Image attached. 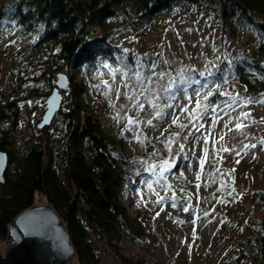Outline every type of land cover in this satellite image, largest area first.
<instances>
[{"label":"trees","instance_id":"1","mask_svg":"<svg viewBox=\"0 0 264 264\" xmlns=\"http://www.w3.org/2000/svg\"><path fill=\"white\" fill-rule=\"evenodd\" d=\"M180 10L209 19L219 33L218 58L216 54L211 58V54L206 63L208 67L218 65L221 70L216 77L208 78L209 89L213 91L206 102L209 109L228 100L220 92L240 97L264 93V80L257 78L264 76L261 64L264 61V0H0V28L15 32L23 42L20 48L25 50L24 57L15 61L6 91L0 95V150L8 154L9 161L4 182H0V238H7L22 211L36 206L37 199H44L67 231L72 245L70 262L74 257L77 264H103L100 249L103 247L118 264H144L140 260L125 259L117 252L116 242L120 238L145 242L149 236L144 215L140 213L132 218L119 194L120 191L127 193L130 186H136L141 180L154 181L160 175L138 167L140 161L129 154L122 127L117 126L111 132L96 115L93 101L84 96L91 93L87 90L90 85L91 91L102 100L104 82L110 80L113 71L117 68L128 71L135 64V57L144 58L134 47H124L116 40L119 32H131L132 37L145 39L144 36L155 30L158 18H170ZM243 35H253V38L239 45ZM232 45L236 46L234 51ZM124 49L129 51L124 53ZM147 54L143 62L150 64L155 60L157 68L165 59L161 46ZM125 56L126 60L121 63L119 58ZM106 63L108 68L104 67ZM229 65L230 73L224 82L222 72ZM191 69L195 70L191 73L193 78L205 83L197 68ZM121 72L115 76H121ZM58 73H66L69 81L61 107L50 126L38 129L29 122L33 136L18 156L13 146L21 108L45 105ZM76 76L80 77L79 82L75 81ZM209 89H201V94ZM140 99L145 101L144 96ZM184 131L170 124L164 135L168 139L171 133L179 132L175 138L177 143ZM187 137L183 152L179 151L163 178L175 173L187 160L191 135ZM144 152L148 161H157L171 153L158 140L147 143ZM153 152L155 156L150 155ZM10 165L13 167L9 168ZM221 186L222 192L217 196L231 198V186L225 182ZM204 188L206 191L212 188L211 205L218 190L214 191L209 183ZM205 195L198 202L203 204ZM254 204L258 215L244 225L245 233L236 241L235 253L223 264H264V188L257 190Z\"/></svg>","mask_w":264,"mask_h":264},{"label":"rangeland","instance_id":"2","mask_svg":"<svg viewBox=\"0 0 264 264\" xmlns=\"http://www.w3.org/2000/svg\"><path fill=\"white\" fill-rule=\"evenodd\" d=\"M190 12L180 10L170 18H158L154 25L155 30L144 36L145 39H137L131 36V32L121 31L116 40L124 47H134L143 54L156 51V48L161 46L165 59L156 69L158 72H170L175 75L182 67H195L199 72L205 71L208 67L206 64L208 57L212 54V58L216 54V59L218 58L221 40L212 21ZM252 38L253 35L249 37L243 35L239 45ZM22 43L15 32L12 33L3 26L0 28V95L6 91L7 81L11 79V72L15 68V61L25 55V50L20 48ZM232 46L231 50L234 51L236 46ZM68 72L71 73L70 70ZM121 80L120 75L112 76L107 82L111 90L106 87L103 89L115 102V107L110 105L105 95L99 100L91 91L90 85L87 86V90L91 93L84 96L86 100L93 101L96 115L113 133L117 126L124 128L127 123L124 117H136V109L127 98L123 95L119 99L116 98L117 89L121 93L125 91ZM75 81L79 82L80 77L76 76ZM199 87L194 84L187 90V95L193 99L192 104H189L183 93L171 103L188 105L191 109L196 99L195 91ZM66 89L67 87L61 90L62 98ZM245 97L259 98L244 94L242 98ZM167 103H170L169 100L161 102L160 105ZM122 104L126 107L120 110ZM30 108L27 105L21 108L22 116L16 135L17 140L13 146L18 156H21L27 141L33 136L29 122L34 125L39 122L45 105L33 107L32 111ZM118 110L122 117L121 124L113 119ZM164 111V115L156 117V111L145 102V108L138 117L139 125L130 126L131 130L123 131L122 135L129 147L128 152L139 159L140 169L145 170L153 164L156 165L155 170L159 175L160 162L165 159L170 163L173 162L179 154V146L186 142L184 137L190 134L187 160L178 166L175 173H170L165 178L157 177L159 183L156 182L157 180L147 178L136 186H130L127 193L120 191L119 199L127 208L129 215L132 218L140 213L144 215L149 236L145 242L122 237L116 242L117 252L125 259L132 262L140 260L144 264H223L225 259L228 257L230 259L235 253L236 241L245 233L244 225L258 215L254 196L258 189L264 188V144L260 143L264 139V104L239 105L229 109L225 107L224 100L220 101L217 112L213 113L209 109L202 119L198 122L193 121L197 127L203 125L199 131L189 125L185 128L180 141L171 145V153L166 157H160L157 161H148L144 157L147 143L158 140L159 145L165 147L167 138L161 133L172 124L174 112L180 116V123H188L187 113H180L178 107ZM241 112H248L250 116L244 118L240 116ZM38 116L39 120L36 122ZM216 117L219 119L216 120L215 127H212L213 119ZM237 117L239 122L248 126L242 131H228V128H234L235 123L238 122ZM26 118L29 121L25 120ZM147 120H152V125H147ZM228 121L231 123L226 128L225 123ZM221 135L224 136L223 140L219 139ZM136 136H140L143 143L137 142ZM204 136H208L207 143H204ZM195 137H200V140L197 141ZM244 144H255L256 147L244 149ZM221 145L232 150L220 151ZM205 149L207 156L201 168L199 159L205 156ZM12 167L13 165L9 166ZM197 172L200 173L199 180L196 179ZM224 182L232 188L231 198L217 196L222 192L221 185ZM149 183L152 185L151 188L148 187ZM207 183L214 186V191L218 190L217 197L215 196V201L211 205L209 199L213 195L210 192L212 188L206 191L204 185L206 186ZM208 192V196L205 195ZM204 195L201 204L202 202H198L197 199ZM160 197L168 198L169 201L161 200ZM188 198H191L192 202L189 203ZM157 200L160 202L157 203ZM173 202L176 204L175 207L172 206ZM35 204L48 206L44 199H37ZM184 208H188V211H184ZM4 243L6 244H0V255L5 254L10 242ZM100 249L103 264H118L112 256L105 253L103 247ZM70 264H77L74 257Z\"/></svg>","mask_w":264,"mask_h":264},{"label":"snow or ice","instance_id":"3","mask_svg":"<svg viewBox=\"0 0 264 264\" xmlns=\"http://www.w3.org/2000/svg\"><path fill=\"white\" fill-rule=\"evenodd\" d=\"M190 31V30H189ZM124 53H127L129 50L124 49ZM157 55H162L157 54ZM203 55V54H202ZM148 57V54H144V58L141 57H135V64L131 66L128 71L121 72L120 68H117L113 71V76H115L116 72H121L122 80L121 83L123 84V87L125 91L121 93L119 89L116 91V98L119 99L121 95H123L127 100L131 103V105L136 109V117H124V119L127 120V123L125 124L124 128L121 129V134H123V131L131 130L130 126H138L140 123V120L138 119L140 112H142L145 108V101L156 111V117H161L164 115V109H174L179 108L180 113H187V120L188 123H180V116L176 115L175 112L173 113V119L172 124L176 125L179 129L183 130L187 128L189 125L196 128V131H199L201 127H203L202 124L197 127L196 124L193 123V121H199L203 118L204 114H206L209 110V105L206 103L209 101V97L213 96V91L209 89V85L211 81L208 79L209 77H216L217 72H220L218 65L212 64L211 67H207L206 72L201 71L198 72V75L202 78H204L205 83L201 84V81L199 79H194L191 75L192 72H194V69L184 67L178 70L175 75H173L170 72H158L157 69V61L153 60L150 64H145L143 62L144 59ZM121 63L126 60L125 57H120ZM165 63H168V61H165ZM105 68H108L109 65L106 63L104 65ZM126 67H128L126 65ZM231 65H229L228 69L223 70L222 75L224 78V82L227 81V76L230 73ZM124 78H127L126 80ZM261 80H264V76L257 77ZM163 82L162 81H165ZM105 83V87L109 88V91L111 90L108 86L107 82ZM192 84L199 85L200 87L196 89L195 96L196 99L194 101V107L189 109L188 105L180 106V105H174L173 103H167L161 106L158 101L161 99H167L169 101H174L177 99L178 95L183 93L185 96V99L189 101V104L193 103V99L187 95V89ZM151 86V87H150ZM131 88L132 91L129 92L127 89ZM201 89H209L206 93L203 95L201 94ZM219 90V85H217V91ZM221 96H228V100L224 101L225 107L232 109L233 106H247L249 104H264V93H261L259 95V98H253V97H245L242 98L239 96V94L231 95L229 93L220 92ZM105 97L109 100V103L112 107H115V102L112 100V98L108 95V92L104 93ZM144 96L145 101H141L140 97ZM32 102H29V105H31ZM38 103V102H37ZM126 106L120 105V110H123ZM211 111L213 113L217 112V106L213 105L211 107ZM240 116L244 118H248L250 116V113L248 112H241ZM113 119L116 120V122L119 124L122 117L119 114V110L117 111V114L113 116ZM219 119V117H216L213 119L212 127H215L216 120ZM237 123H235L234 128H228V124L231 123V121H228L225 123V127L228 128V131H242V129L246 128L248 125L243 124L239 122V117H237ZM147 125H152V120L146 121ZM164 133H161L163 135ZM179 136V132L171 133V136L167 139L165 143V147L168 149L169 152H171V145L175 142V138ZM135 139L137 142L143 143L140 136H136ZM185 140L188 139V137H184ZM197 141L200 140V137H195ZM220 140L224 139V136L221 135L219 137ZM204 143L208 142V136L203 137ZM215 143V141H214ZM261 144H264V139L260 141ZM249 147L255 148V144H244L243 148L247 149ZM184 145L181 144L179 146V151L183 152ZM220 151H231L232 149H229L223 145L220 146ZM205 156L201 157L199 159V163L201 168H203V165L205 163V159L207 156V149L204 150ZM150 155L155 156L156 153H150ZM239 155V153H237ZM187 159V157H185ZM239 163V161H237ZM172 167V163L169 162V160L165 159L160 162L159 167V175L163 176V174L170 170ZM156 165L150 164L148 168L145 169V171L150 172L152 175H157L156 173ZM183 175V173H181ZM196 179H200V173L197 172ZM159 183V180L156 181ZM148 187L151 188V183L148 184ZM170 187V186H169ZM199 187V185H197ZM162 200L163 197H160ZM160 201L157 200V203ZM173 207L176 206L175 202H173ZM184 211H188V208H184ZM159 215V213H157Z\"/></svg>","mask_w":264,"mask_h":264},{"label":"water","instance_id":"4","mask_svg":"<svg viewBox=\"0 0 264 264\" xmlns=\"http://www.w3.org/2000/svg\"><path fill=\"white\" fill-rule=\"evenodd\" d=\"M264 67V61H262ZM56 85L45 99V110L36 124L50 126L62 104L61 90L68 86L64 73L56 75ZM8 154L0 150V182L8 168ZM8 249L0 255V264H69L72 254L67 231L57 213L49 206H32L22 211L9 229Z\"/></svg>","mask_w":264,"mask_h":264},{"label":"built area","instance_id":"5","mask_svg":"<svg viewBox=\"0 0 264 264\" xmlns=\"http://www.w3.org/2000/svg\"><path fill=\"white\" fill-rule=\"evenodd\" d=\"M9 238H10V236H9V233H8V236H7V238H0V244H6V243H4V242H7V243H9L11 240H9ZM10 244V243H9Z\"/></svg>","mask_w":264,"mask_h":264}]
</instances>
